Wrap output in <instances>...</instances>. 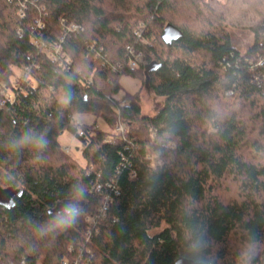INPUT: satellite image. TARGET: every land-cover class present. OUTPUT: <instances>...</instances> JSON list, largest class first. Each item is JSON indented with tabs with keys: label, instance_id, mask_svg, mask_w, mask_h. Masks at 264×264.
Segmentation results:
<instances>
[{
	"label": "trees",
	"instance_id": "1",
	"mask_svg": "<svg viewBox=\"0 0 264 264\" xmlns=\"http://www.w3.org/2000/svg\"><path fill=\"white\" fill-rule=\"evenodd\" d=\"M242 2L260 18L244 53L204 0H0V83L15 93L11 103L0 91V188L16 191L0 203L1 262L189 264L203 235L210 262L237 264L253 234L264 243V0ZM168 23L182 32L172 42ZM56 44L53 59L44 46ZM128 47L144 56L135 68ZM152 60L162 63L150 73L161 100L146 114L121 78L144 82ZM84 114L95 120L79 123ZM98 118L125 130L100 129ZM28 131L46 134L47 147L13 150ZM73 185L86 189L83 213L41 234ZM230 185L239 196L227 200Z\"/></svg>",
	"mask_w": 264,
	"mask_h": 264
},
{
	"label": "rangeland",
	"instance_id": "2",
	"mask_svg": "<svg viewBox=\"0 0 264 264\" xmlns=\"http://www.w3.org/2000/svg\"><path fill=\"white\" fill-rule=\"evenodd\" d=\"M205 8L207 10H213L215 14L221 13L224 19V26L226 31L231 37L232 44L242 53H244L253 43L254 31L253 28L256 26L260 19L258 15L252 12L242 0H204ZM15 75L18 76L21 72L18 69L14 70ZM121 85L124 92L136 93L139 92L142 99L143 112L146 114L155 113L160 103L157 98L150 90H146L144 82L141 78L125 75L121 78ZM122 95V92L118 97ZM77 120L80 123H91L95 120L92 115H79ZM97 126L100 129L107 131H113L116 134L114 126H109L102 118L97 119ZM59 141L65 146H69V154L80 164L84 165L81 152L80 143L73 137L69 132H64L60 137ZM16 191L11 188H0V203L10 205L13 201V195ZM221 195L226 197L227 200L236 199L239 195V189L237 190L235 185H230L229 189H223L220 191ZM91 223V221H90ZM258 246V256L264 264V243ZM38 264H42V260L38 261Z\"/></svg>",
	"mask_w": 264,
	"mask_h": 264
},
{
	"label": "clouds",
	"instance_id": "3",
	"mask_svg": "<svg viewBox=\"0 0 264 264\" xmlns=\"http://www.w3.org/2000/svg\"><path fill=\"white\" fill-rule=\"evenodd\" d=\"M71 97L67 94L60 98V102L67 105ZM11 147L13 150L17 148L29 147L35 151H42L47 147V137L44 133L35 131H28L18 139H15ZM86 189L80 185H73L68 194V198L56 209L51 210L48 215L51 220L46 229L41 231V234H46L47 231L54 229L64 230L71 228L79 219L84 211V204ZM195 256L189 264H214L203 255L204 250L207 248V241L203 235L194 238ZM258 246L256 237L253 234L245 243L237 258V264H252L254 258L258 253Z\"/></svg>",
	"mask_w": 264,
	"mask_h": 264
},
{
	"label": "built area",
	"instance_id": "4",
	"mask_svg": "<svg viewBox=\"0 0 264 264\" xmlns=\"http://www.w3.org/2000/svg\"><path fill=\"white\" fill-rule=\"evenodd\" d=\"M61 23L64 25L65 29L68 32L77 33L79 31H81V29H82L77 24H71V25L66 24L64 20H62ZM61 41H62V39H61ZM44 51L47 52L50 57H52L53 59H56L57 54L60 52V44H56L55 46L54 45L53 46H44ZM127 51L129 52L128 65L130 67L135 68L143 62L144 56L141 53H137L135 51V49H133L131 47H128ZM0 91L5 96V98L8 102H11V103L13 102V100L15 98V93L13 91H11V89H9L5 83H2V82L0 83ZM122 103H124V101H122ZM75 120L76 119L73 118L72 122H74ZM115 130L118 133H123L125 130V126L122 123H118ZM85 133L86 132L84 131V129L81 126H79L78 127V134L82 136V135H85ZM64 149L66 152H69L70 147L65 146ZM106 186L110 187L109 184H107ZM100 188H101V185H98L97 189H100ZM115 192L119 193V188H116ZM88 220L91 221V225H93L95 223L94 217H88ZM91 230L88 231L89 234L91 233ZM90 254L93 255V252H91ZM0 264H28V261H27L26 257H22L19 261H9V262H1L0 261ZM60 264H70V263L68 260L63 259Z\"/></svg>",
	"mask_w": 264,
	"mask_h": 264
},
{
	"label": "water",
	"instance_id": "5",
	"mask_svg": "<svg viewBox=\"0 0 264 264\" xmlns=\"http://www.w3.org/2000/svg\"><path fill=\"white\" fill-rule=\"evenodd\" d=\"M181 35L182 32L177 26L168 23L164 27L162 36L165 42H172L178 39ZM161 67H162V63L156 60H152L144 65V74H145L144 87L146 90H150V73L159 70Z\"/></svg>",
	"mask_w": 264,
	"mask_h": 264
},
{
	"label": "crops",
	"instance_id": "6",
	"mask_svg": "<svg viewBox=\"0 0 264 264\" xmlns=\"http://www.w3.org/2000/svg\"><path fill=\"white\" fill-rule=\"evenodd\" d=\"M96 126H97V124H96ZM98 127V126H97ZM99 128V127H98Z\"/></svg>",
	"mask_w": 264,
	"mask_h": 264
}]
</instances>
